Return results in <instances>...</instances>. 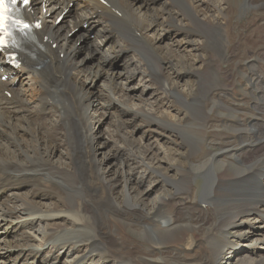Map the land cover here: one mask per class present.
<instances>
[{
  "label": "bare ground",
  "instance_id": "1",
  "mask_svg": "<svg viewBox=\"0 0 264 264\" xmlns=\"http://www.w3.org/2000/svg\"><path fill=\"white\" fill-rule=\"evenodd\" d=\"M71 1L35 0L32 3L27 16L33 21L41 20L42 28L35 32L34 41L24 45L18 53L22 61L18 70L7 63L4 55H0V77L7 75L10 79L6 82L0 79V198H7L0 203V228L8 231L10 227H19L25 223L28 212L37 216V220L29 224V229L20 230V234L15 236L16 239L11 241L13 245L10 240L4 241L5 236L0 239V250L4 253L0 257V264H57L64 254H90L92 251L109 257L114 264H183L188 257V249L194 248L199 238L208 246L207 257L201 259L200 264L206 261L208 264H220L225 251L238 249L240 244L236 245L234 236L244 227L243 223L256 219L257 215L264 219V194H260L264 191V184H261L264 179V118L253 116L248 120L250 126L246 129L241 125V116L231 112L237 124L231 127V133L238 139V143L234 148L229 146L231 149L227 146L228 150L223 153L228 158H234L235 163L218 165L217 159L225 156L217 152L199 165L190 160L197 149L203 150L206 145L210 133L208 125L212 120L210 113L232 111L214 95L217 87L224 89L226 77L221 74V69L231 58L229 44L232 26L227 10L230 5L238 4L245 11L253 6V0H207L216 10L215 15L207 16L206 13L202 15L204 0H167L170 6L167 11L161 6L158 7L161 9L149 7L151 0H144L146 12H141L139 7L134 8L128 0H83L79 5L81 13L76 19L65 20L57 25V18ZM173 5L177 6V11ZM184 19L185 23L182 22ZM175 22L180 23L178 30L186 35L181 42L186 40L193 45L191 49H186L180 41H175L177 46L171 54L181 52L180 57L187 60L185 67L191 68L187 74L188 79L193 74L198 78L199 85L190 93L192 100L187 101L188 105L196 107V113L177 114L167 123L178 134H182L183 130H189L184 127L185 123L192 122L200 141L194 144L191 139L189 142L183 140L184 145L181 146L186 149L188 156L185 166L175 159L174 168L178 179L168 172L162 174L171 186V189H167L168 197H160L151 206L140 207L139 202H145L140 187L147 182L146 173L151 164L149 161L146 162L149 164H145L144 161L146 155L154 151V147L149 144L136 145L131 135V139L123 136L125 142L138 148L140 153L136 155V152L130 150L128 160L125 161L126 157H123L118 164L120 179L109 177L105 160L99 159L97 155L101 144L98 141L100 134L95 129L104 118L107 102L117 101L123 107L130 102L131 97L125 91L130 89L128 85L136 73H140V78L145 76L146 80L154 82L161 89L172 88L167 75L169 71L162 66V62L167 61L169 66L175 67L171 55L167 54L171 48L163 54V47L159 46L156 38H150L152 34L149 33H152L151 30L153 33L160 32L163 23ZM99 23H102V27L97 29ZM81 24H88L84 36L95 33V47L86 58L101 49L111 35L116 37L112 48L93 66L85 65L86 58L78 59L76 42L68 37V33ZM139 41H144L149 51ZM198 42L200 46L195 45ZM129 44L133 51L130 54H134V51L140 54L134 59L133 56H127L133 68L126 69L125 75L111 71L109 77L106 75L104 93L95 97L86 86L94 84L103 72H108L105 65L118 58L121 50ZM150 52L154 55L161 53L163 56L157 63L152 60ZM198 53H203V62L211 78L210 82L206 79L209 83L204 82L202 93L199 81L202 72L196 62L198 59L200 61ZM141 55L149 60L147 65L156 66L153 75L147 72V67V70L143 69ZM257 60H264V56H258ZM251 64L255 65L256 62L252 61ZM260 69L257 65L253 66L250 77L246 79L255 98L254 109L264 113V73ZM27 71L29 76L21 79L18 88L16 80ZM7 93H11L10 98ZM206 99L211 103L210 112L203 106ZM139 114L148 119L146 123L149 126L152 122L169 126L154 118L148 109ZM196 114L198 116L194 117ZM137 116L138 113L131 120ZM123 123L118 125L125 128ZM60 128L61 134L58 132ZM59 138L64 139L67 146L65 159H55V142ZM141 164L147 168L146 173L140 170L143 168ZM246 164H249L248 168L240 169ZM212 168H216L214 181L217 180L219 193L215 189L207 191L204 184L200 193L193 196V178L198 175L195 178L205 180L207 172ZM150 169L156 171L153 167ZM221 173L228 175L221 176ZM25 182L31 185V190L14 193ZM120 190L124 200L119 199ZM173 190L176 191L175 196L171 194ZM33 192L41 193L34 198ZM42 193L47 196L41 197ZM233 198L241 201V204L231 203ZM185 199H190V202L183 203ZM225 199L230 203L227 206L224 204ZM176 200H180V206ZM210 213L213 216L212 222L207 217ZM60 218H64V222ZM125 230H131L138 238L126 239L122 234ZM186 238L189 240L188 245L184 244ZM41 247L45 249L43 263L28 260L31 251ZM262 258L260 261L251 260L246 263L264 264V256ZM72 260L65 258L64 262L69 264ZM82 264L102 262L89 259Z\"/></svg>",
  "mask_w": 264,
  "mask_h": 264
},
{
  "label": "rangeland",
  "instance_id": "2",
  "mask_svg": "<svg viewBox=\"0 0 264 264\" xmlns=\"http://www.w3.org/2000/svg\"><path fill=\"white\" fill-rule=\"evenodd\" d=\"M128 1H129V3H131L133 5L134 8L139 7L141 12L142 11L146 12L147 7H146V5H144L145 4L144 0H128ZM204 1H205V3H204V7H203L204 9H203L202 15H204L205 13H206V16L208 14L212 15L213 13H214L213 15H215L216 14L215 13L216 12L215 6H213L212 3L207 2V0H204ZM254 1H256V3ZM82 2H83V0H73V2H71L69 4V8L67 9V12L64 15L60 24L62 22L64 23L65 20L73 21L74 19H76L78 17L81 13L79 5L82 4ZM166 3H167V0H151L148 6L149 7H156L157 9H161L163 7L167 11L170 6L168 5V3L167 4ZM253 3H254L253 6L249 7L245 11H242L238 4L230 5V9L227 10V13H230V14H228V19H229V23H231V26H232V30H231L232 37H231V43H230L231 45L229 44V51H230L231 58H229L227 63H225V65L222 66V69H221L223 71V72L221 71V74L223 73V75L226 77L224 79V85H225L223 87L224 89L217 87V89L214 92V95L216 94L215 97L217 96L216 98L221 99V102L224 103L229 108H231L232 111L228 110L229 111L228 112L226 110H219V111H216L215 113L214 112L210 113L211 119H212L209 123L210 126L208 125V132H210V133L208 134L206 145L204 144L205 145V147H203L204 149L203 150L197 149L195 151V154H193L191 156L190 161L193 164L199 165V164L203 163L210 156L217 154V153H219V154L223 153V152L225 153V150L234 148L237 145L238 139L236 137H233V134L231 133L232 132L231 129L237 125L235 123V119H233V115H232L233 113L241 116L240 117L241 125H242V127L246 128V129L250 126L248 120L250 118H252L253 116L259 115L262 118H264L263 117L264 113L256 111L254 109L255 98L251 94L252 87L249 85L250 83H248L249 82L248 79H246L247 77L248 78L250 77V74H251L250 70L255 65H257V68H261L260 69L261 72L264 73V62H263L264 60L255 61V59L258 56L259 57L264 56V0H253ZM258 5H259V7H257ZM160 6H161V8H158ZM213 7H214V9H213ZM76 8H78V9H76ZM233 8H235V9H233ZM173 9L175 11L178 10L177 6L175 7V5H173ZM212 9H213V11H211ZM235 11H236V13H235ZM247 13H249V15ZM259 20H261V22ZM182 22L185 23L186 19H184ZM87 27H88V24L79 25V27H77L76 29H74L72 32H70L68 34L69 39L76 42L75 46L78 49V59L86 58L89 51L91 49L93 50L94 49L93 47H95L94 46V40L95 39L93 36L95 33L93 32L88 37L83 35V32L87 29ZM101 27H102V23H99L97 25V29L98 28L100 29ZM180 27H181L180 23H178V22H175L174 24L163 23V27H162L160 32L153 33V30H151L152 33L151 32L149 33L150 35L152 34L151 36L149 35L150 38L154 37V40L156 38V41L158 42L159 46L163 47V49H162L163 54H166L167 50L169 48H171V52H169L167 54L171 55L172 60L175 64V67L169 66V62H167V61H163L162 66L164 68H166L167 71H169V72H167V75L170 79V84H171L169 86L172 88L169 89L167 87L165 90L161 89L154 82H149L148 80H146L147 78H145V76L144 77L141 76V78H140L139 77L140 73H136L135 77H132V80H131L130 84L128 85V87L130 89L128 91H125V93H127V95H129L131 97L130 102L127 105H125V107H123L117 101L107 102V107L105 109L104 118L101 120L100 123H98L96 125L97 127L94 125V127H96V129H95L96 133L98 135L100 134L98 141L101 144V146L97 150V155H98L99 159L105 160L104 161L105 166L109 168V170H108L109 177H117L118 179H120L118 164L120 163V160L123 157H126L125 161L128 160V155L131 153L130 150H133L134 152H136V155H139V153H140L139 151H137L138 148L132 147V145L127 144V142H125L124 138H122L123 136H129L130 139L132 136V138L135 140L136 145L149 144V145H152L154 147V151L151 152L149 155H146L147 158L145 157L144 162H145V164H149V162H150L151 164L149 167L155 168L156 171L152 172L153 169L152 170L150 168L147 169L146 167H144V164H141V167H143V168H140V170L141 169L143 170V173H146V169H147L146 176L148 177L146 179L147 182H145L140 187V190H142L144 192L143 194L145 196L144 197L145 202H142V203L139 202L140 207L144 206V205H147V206L150 205L151 206L152 202H155L160 197H162V198L168 197L167 189H171V186H170V184H168L167 180L162 176V174H164L165 172H168L169 174L175 176L176 179H178V174L174 168L175 159H178L179 161H181V165H184L186 157L188 156L186 149L181 146V144L184 145L183 140L185 139L187 142H189V139H191L194 144H196V141L198 143L200 141L198 139V135L196 134L197 132L195 131L196 126H194L195 128L192 127V122H189V123L186 122L185 123L184 127L185 128L188 127L189 130H187V129L183 130L182 134L181 133L178 134L177 131L175 130V128L167 123V122H169L168 120L174 119V116L177 114H179V115H182V114L185 115L186 114L187 115V112H188V114L196 113V107L195 106L192 107V106L188 105L187 101L192 100V96H190V93L192 90H194L198 87V85H199L198 78H196V76H194L192 74V76L188 79L187 74L189 71H191V68L185 67L187 60H185V58L180 57L181 52L179 54H175V55L171 54L173 52L172 49H176V46H177L175 41H180V44H182V47H185L186 49H191V47L193 45V44L187 43L186 40H183V42H181V40L184 37H186V35L181 30H178ZM236 28H238V30ZM115 39H116L115 35H111L104 45L101 44L102 45L101 49H98L92 56H89L88 58H86L85 65L86 66H93L100 58H102L104 56V54L106 52H108L112 48L113 44L115 43L113 40H115ZM139 42L144 47H146V49L148 50L144 41L143 42L139 41ZM238 43H239V45H238ZM108 44H110L109 45L110 48L108 47ZM195 45L200 46L201 43L198 42V43H195ZM237 45H238V47H237ZM240 48H241V50H239ZM130 53H133V51H132V45L129 44L126 46V49L121 50V52L119 53L120 56L118 58L114 59L111 62H108V64L105 65V69L108 70V72H103L96 79L94 84H92V85L89 84L86 86L88 91L91 94L96 95L95 97H98L99 94L104 93V91H105L104 86L106 85V82H107L106 77L107 76L109 77L111 71L115 74L120 72V73H122V75H125L126 73H124V72L126 71V69L129 70V69L133 68L131 66V65H133V63H130L131 61H130V59H128L127 56H131V57L133 56V59H134L136 56H140V54L137 51H134V54H130ZM150 53L151 54H149V55L153 57L152 60H155V62H157V63H158L160 57L163 56V54H161V53H159L158 55L157 54L154 55V54H152V52H150ZM198 55L200 56V61H199V59L196 60L197 67L201 68L202 75H204V76L201 75L199 77V78H202V79H199L200 84H202L201 89H200V91L202 93L203 84L209 83L211 81V78L208 76L209 74L206 70L207 69L206 63L203 62V59H204L203 53H198L197 56ZM166 57H167V55H166ZM193 58H191V60ZM232 59H234V60H232ZM148 61L149 60L145 56L141 55V62L143 64V69H146V67H147V69H148V70L146 69L147 72H149L153 75L154 70H156V66L155 65H151V66L147 65ZM252 61L256 62V64L252 65L251 64ZM170 70H174V71L172 72ZM203 72L206 74H204ZM235 72H237V73H235ZM27 76H29V71L25 72L24 74H22L17 79L16 85L18 88L20 87L21 79L26 78ZM203 77H204V79H203ZM232 85H233V87H232ZM245 89H247V90H245ZM164 91H166V92L162 93ZM8 97H11L10 93H9ZM202 102H203V100H202ZM29 103L31 104L32 102H29ZM176 106L180 109L181 113H178ZM203 106L207 110H209V112L211 111V103H210V101H207V99L204 101ZM146 109H148L149 111H151L153 113L154 118H156L157 120L162 121V122L164 121V123L168 124L169 126H167L165 124H158V122L157 123L152 122L151 126H149V124L146 123L148 119L146 120L145 117H143L141 114H139L140 111L146 110ZM231 112H232V114H231ZM136 113H138V116L134 120H131V118ZM197 116H198L197 114L194 115V117H197ZM51 119H53V117ZM187 119H188V116H187ZM216 119H217V121L215 122ZM221 119H223V120H221ZM194 121H195V119H194ZM120 122L125 123V128L120 127L121 125H118ZM124 123H123V125H124ZM223 123L226 125H224ZM39 124H41V123H39ZM42 124H44V123H42ZM230 124H232V125H230ZM211 126H212V128H211ZM192 128H194V129H192ZM58 132L61 134L62 129L60 128L58 130ZM214 132L215 133L217 132L218 134L217 133L215 134ZM216 135L217 136L219 135V137H216ZM210 136L212 138H210ZM64 143H65V140L64 139L62 140V138H59L55 142V149H54L56 152L55 153V159H59V158L65 159L66 158L67 146ZM129 146L132 148H130ZM227 146L228 147L232 146V147L228 148ZM223 148H224V150H223ZM140 151H141V155L143 156L144 155L143 150L141 149ZM200 152H201V154H200ZM224 153H223V155L225 156V158L219 157L217 159L218 165H220V166L221 165H227V164H230V162L235 163L234 158H230V157L228 158V156ZM147 161H149V162L146 163ZM248 166H249V164H246L243 168L238 167V165L236 167L240 168V169H246V168H248ZM168 168L170 169L169 171H168ZM157 170H158V172H157ZM215 171H216V168H212L211 170H209L205 176V180L201 179V177L195 178L198 175H196L193 178V182H192L193 186L191 189L193 196H195L196 193H200V191L202 190V186L204 184L207 187V191L215 189V192L217 191L216 193H219L218 189L216 188L217 180L214 181V179L217 176V173H215ZM221 174H219V175H221V176L228 175V174H223V173H221ZM261 184H264V179L262 180ZM22 188H24L25 190L22 191ZM197 189H198V191H197ZM30 190H31V185L29 183L25 182L14 193L28 192ZM39 193H41V192H38V193L33 192L32 195L35 198L38 196ZM220 193H221V191H220ZM234 193H236V192H234ZM122 194H123V192H122V190H120L118 192L120 200L125 199V197H123ZM171 194L173 196H175L176 191L173 190ZM260 194L263 195L264 191L261 192ZM221 195H222V193H221ZM251 195H253V194L251 193ZM40 196L41 197L47 196V194L42 193ZM6 199L7 198H5V197H1L0 203L2 201H5ZM233 199H232L231 203L238 204V205L241 204V201H237L235 198H233ZM176 202H177L178 206L181 205L180 200H176ZM186 202H190V199H185L183 203L186 204ZM224 204L227 206L230 203L228 201H226V199H225ZM226 210H228V207ZM24 213L25 212H23V214ZM27 214H28V217H27L25 223L20 225L19 227H17V228L10 227V229L8 231H4L3 227H1L0 228V239L3 236H5L4 241L10 240V244L13 245L12 242L16 239L15 236L17 237L20 234V230L29 229V224H31L37 220V216L30 215V212H28ZM207 217H208L209 222L213 221V216L211 213L208 214ZM209 217H210V219H209ZM60 219L62 220V222H64V218H60ZM243 226L244 227H242L235 234V236H234L235 239L233 238L234 242L236 240V242H235V243H237L236 245L240 244L238 249H233V250L228 249L227 251H225L224 259L219 261L220 264H247L246 262H252L251 260L260 261L263 259L262 257L264 256V219L262 217H260L259 215H257L256 219H253L248 223L244 222ZM128 231H129V233H127ZM128 231L125 230L122 232L123 236L126 239L131 240V239H137L138 238L137 234H135V233L132 234V232H130L131 230H128ZM197 242L199 244L197 243L194 248L188 249V253H186V255H188V257L186 258V261L183 264H191V263L192 264L193 263L194 264H200L201 259H205L207 257L208 246L205 243H203L200 238H199V241H197ZM188 243H189V240L186 238L184 244L188 245ZM1 244H3V243H1ZM43 250H45V249L41 247V249H38L37 251L36 250L31 251V257L28 260H35V261L37 260L40 263H43V261H44ZM3 255H4V253H3V251H1L0 257H2ZM65 258H72L73 259L72 262L69 264H82L83 262L88 261L89 259L97 260L99 262H102V264H114L112 262V260L109 259V257L99 255L98 252H96V251H92L90 254L83 253V252H73L71 254H64V256H62L60 258V260L58 261L57 264H64ZM208 263L209 262H207V261L205 262V264H208Z\"/></svg>",
  "mask_w": 264,
  "mask_h": 264
},
{
  "label": "snow or ice",
  "instance_id": "3",
  "mask_svg": "<svg viewBox=\"0 0 264 264\" xmlns=\"http://www.w3.org/2000/svg\"><path fill=\"white\" fill-rule=\"evenodd\" d=\"M29 0H23V3L27 5ZM17 3V0H0V34L10 35L9 28L16 26L21 30L29 27L27 24H23L22 21L17 20L13 15V8ZM3 43V39L0 38V44Z\"/></svg>",
  "mask_w": 264,
  "mask_h": 264
}]
</instances>
